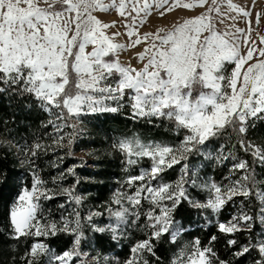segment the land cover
I'll use <instances>...</instances> for the list:
<instances>
[{
    "label": "snow or ice",
    "instance_id": "snow-or-ice-1",
    "mask_svg": "<svg viewBox=\"0 0 264 264\" xmlns=\"http://www.w3.org/2000/svg\"><path fill=\"white\" fill-rule=\"evenodd\" d=\"M262 16L233 0H0V264H264ZM120 117L132 127L92 124ZM112 164L115 187L92 196Z\"/></svg>",
    "mask_w": 264,
    "mask_h": 264
},
{
    "label": "trees",
    "instance_id": "trees-1",
    "mask_svg": "<svg viewBox=\"0 0 264 264\" xmlns=\"http://www.w3.org/2000/svg\"><path fill=\"white\" fill-rule=\"evenodd\" d=\"M5 105H7V101H4ZM104 117H100V121H103ZM100 121H92V124L97 125L103 129H113V128H123L125 124L129 128L132 127V121L127 120L125 121L123 117L118 118L117 121H107L103 125L100 124ZM38 123V121H37ZM142 137L146 140L148 139H155L157 141H164L171 139L170 134L162 127H156L151 125H144L141 124L139 128ZM250 136L253 140H255L257 143H259L260 138L264 137V122H257L256 126L250 130ZM82 152L80 150V146H76L75 148V154L76 158H80L77 153ZM47 157L42 158V160L46 161ZM94 170V169H90ZM52 169H49L45 167L44 174L47 175L49 172H51ZM257 171L261 172L262 170L257 166ZM211 172V170H209ZM120 176V169L116 164H112L110 166H106L105 168V186L103 188L100 187H93L89 188V192L92 196H107L109 194V188H113L116 185L117 179ZM83 191V188L81 189ZM59 243V242H57ZM2 243H0V247H2Z\"/></svg>",
    "mask_w": 264,
    "mask_h": 264
},
{
    "label": "rangeland",
    "instance_id": "rangeland-1",
    "mask_svg": "<svg viewBox=\"0 0 264 264\" xmlns=\"http://www.w3.org/2000/svg\"><path fill=\"white\" fill-rule=\"evenodd\" d=\"M210 2V0H209ZM234 4L239 5L240 7H247L249 8L250 11H252L253 17H255V14L257 11L261 10L262 7H264V0H251V2H249V0H233ZM255 5L256 7L253 8L252 5ZM223 8H226V5H222ZM197 11H199V9H197ZM185 13L182 12H173L169 15V19H172V17H175L176 19H179L180 16L184 15ZM189 15L193 14V13H188ZM238 13L236 12H229L227 15H224L223 17H218L217 18V23H218V27L221 31H231L232 28L230 27L234 22L229 18V16H237ZM220 19L223 20V23H220ZM152 23H155L157 27H161V23H160V18L159 17H152ZM239 27H246L245 22L243 20H237L235 22ZM149 27H151V25H149ZM251 29H252V36L253 39H256V33H264V16L261 17L260 23L256 24L255 22L252 23L251 25ZM142 31L145 29H141ZM120 42H124L125 38L123 36H121L120 38ZM90 48V46H89ZM131 49H128L127 51H125L124 53L121 54V59L123 61H129V55L128 52H130ZM135 62V61H132ZM77 155L79 157H85L84 152H79L77 153ZM85 159H90L88 157H85Z\"/></svg>",
    "mask_w": 264,
    "mask_h": 264
}]
</instances>
